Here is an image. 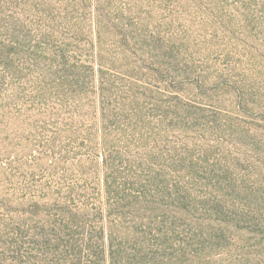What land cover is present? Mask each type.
I'll return each instance as SVG.
<instances>
[{
    "label": "rangeland",
    "instance_id": "1",
    "mask_svg": "<svg viewBox=\"0 0 264 264\" xmlns=\"http://www.w3.org/2000/svg\"><path fill=\"white\" fill-rule=\"evenodd\" d=\"M0 264H264V0H0Z\"/></svg>",
    "mask_w": 264,
    "mask_h": 264
}]
</instances>
